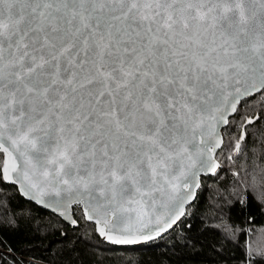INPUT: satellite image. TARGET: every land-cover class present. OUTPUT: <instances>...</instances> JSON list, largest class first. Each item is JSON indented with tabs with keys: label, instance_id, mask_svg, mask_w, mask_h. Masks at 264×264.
I'll return each mask as SVG.
<instances>
[{
	"label": "snow or ice",
	"instance_id": "snow-or-ice-1",
	"mask_svg": "<svg viewBox=\"0 0 264 264\" xmlns=\"http://www.w3.org/2000/svg\"><path fill=\"white\" fill-rule=\"evenodd\" d=\"M8 188L23 204L0 195V264H93L101 242L195 249L205 203V264H264L249 243L264 213V0H0ZM237 205L247 229L226 222ZM6 231L43 254L17 260Z\"/></svg>",
	"mask_w": 264,
	"mask_h": 264
},
{
	"label": "trees",
	"instance_id": "trees-1",
	"mask_svg": "<svg viewBox=\"0 0 264 264\" xmlns=\"http://www.w3.org/2000/svg\"><path fill=\"white\" fill-rule=\"evenodd\" d=\"M250 109H258L257 104L250 105L246 112ZM227 137H225V142H227ZM229 180V177L226 175L223 177L220 183H213L208 181L209 191L205 197L202 199L207 200L208 196L215 195V189L222 187L224 181ZM0 195H6L12 200L13 206L16 204H23V200L15 193L14 190L8 188L3 192H0ZM207 208V203L202 204L200 211L197 212L196 209H193V212L196 213V216L191 218L193 228L188 235L192 237L193 240L198 241L195 246V249L192 248H183L179 244H176L173 247V242L171 240H165L163 243H154L149 242L145 245H135L127 246L130 248L136 249L128 253L125 252H114L108 251L109 247H119V246H110L106 242H101L95 248H89L87 251L89 257L93 259V264H128L129 261H132L133 264H205V261L208 259L206 248L202 249L203 245L214 243L218 237H215L211 232L203 231V225L201 220L197 219V216L204 215V209ZM43 215V213H40ZM227 215V213H226ZM247 212L241 213L239 210V205H237L234 210L231 212V220L226 222L234 223L237 227H243L247 229L248 224L245 223V218L247 217ZM253 215L255 217L254 225L255 228L252 232L249 233V243L252 244L254 248H259L264 250V239L263 231L264 230V213L255 211V205L253 209ZM45 221L48 220V217H44ZM59 227V225H57ZM67 227V226H65ZM217 227H224V224L217 225ZM69 234L72 233L71 228H67ZM91 243L97 244V237L91 232L88 233ZM239 235V233H237ZM258 235L262 238L258 240ZM4 238L8 241L13 249V255L16 256L17 260L19 259H29L31 256H41L43 254L42 248L39 247L41 244L40 241H33L32 244H25L22 241L25 239H31V237H26L25 235L15 234L11 232H4ZM58 237H50L49 240L55 239ZM243 239V238H241ZM254 241V242H253ZM260 242V243H259ZM44 245H47L49 241H43ZM259 243V244H258ZM37 246L36 251H29L33 246ZM56 247H59L57 245ZM83 247V245H81ZM122 247V246H120ZM4 251H7L5 248ZM23 253V256H21ZM237 256L241 254L240 251L235 253ZM8 264H12L10 257L8 258ZM234 264H239L238 261H235Z\"/></svg>",
	"mask_w": 264,
	"mask_h": 264
},
{
	"label": "rangeland",
	"instance_id": "rangeland-1",
	"mask_svg": "<svg viewBox=\"0 0 264 264\" xmlns=\"http://www.w3.org/2000/svg\"><path fill=\"white\" fill-rule=\"evenodd\" d=\"M262 231H263V234H262V235H263V239H264V230H262ZM260 238H262V237H260V236L258 235V240H260ZM259 243H260V242H259ZM259 243H258V244H259Z\"/></svg>",
	"mask_w": 264,
	"mask_h": 264
},
{
	"label": "water",
	"instance_id": "water-1",
	"mask_svg": "<svg viewBox=\"0 0 264 264\" xmlns=\"http://www.w3.org/2000/svg\"><path fill=\"white\" fill-rule=\"evenodd\" d=\"M107 244V243H106ZM135 246V245H134ZM120 247V246H119ZM122 247H127V246H122Z\"/></svg>",
	"mask_w": 264,
	"mask_h": 264
}]
</instances>
